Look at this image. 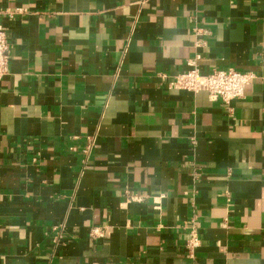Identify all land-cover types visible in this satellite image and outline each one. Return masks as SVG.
Segmentation results:
<instances>
[{"label": "crops", "instance_id": "obj_1", "mask_svg": "<svg viewBox=\"0 0 264 264\" xmlns=\"http://www.w3.org/2000/svg\"><path fill=\"white\" fill-rule=\"evenodd\" d=\"M0 9V264H264V0ZM196 55L254 74L232 112L168 88Z\"/></svg>", "mask_w": 264, "mask_h": 264}, {"label": "built area", "instance_id": "obj_2", "mask_svg": "<svg viewBox=\"0 0 264 264\" xmlns=\"http://www.w3.org/2000/svg\"><path fill=\"white\" fill-rule=\"evenodd\" d=\"M0 9V16L2 15ZM205 33L204 30H195L196 35ZM8 43L5 35V30L0 22V78L8 71L7 57ZM199 55L187 61V69L176 74L168 83V88L176 90H187L197 92L204 90L207 92L211 101H219L226 106L229 112L233 111L232 101L244 95V90L254 74L250 71H239L229 67L226 69H212L207 73H201L197 60ZM94 144V137H88L87 143L83 148L84 153H88ZM188 234V239L185 243L186 255L189 258L193 257V252L198 246L199 239L194 225L191 223ZM56 234L53 242L56 244L61 239V233L57 228H54ZM101 232L99 228L92 229V233Z\"/></svg>", "mask_w": 264, "mask_h": 264}]
</instances>
